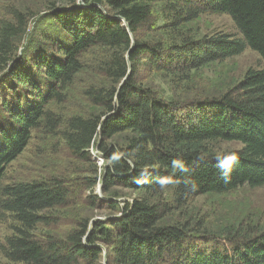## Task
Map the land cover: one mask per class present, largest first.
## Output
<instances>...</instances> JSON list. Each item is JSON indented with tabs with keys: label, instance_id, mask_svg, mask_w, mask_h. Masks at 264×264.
Wrapping results in <instances>:
<instances>
[{
	"label": "trees",
	"instance_id": "16d2710c",
	"mask_svg": "<svg viewBox=\"0 0 264 264\" xmlns=\"http://www.w3.org/2000/svg\"><path fill=\"white\" fill-rule=\"evenodd\" d=\"M60 1L42 17L16 8L0 17V211L12 221L3 256L20 264H101L103 244L106 264H264V226L213 232L192 215L169 221L196 197L264 186V69H248L225 93L183 107L137 82L143 67L187 81L246 48L264 61V0ZM202 14L228 15L239 37L192 34L185 26ZM155 30L161 41L152 40ZM93 48L102 52L94 70L108 84L82 94L100 113L53 116L47 106L61 100ZM42 121L50 130L62 126L74 160L93 162L89 150L96 148L102 168L92 163L93 176L78 183L58 175L1 185ZM125 131V145L104 144ZM216 141L241 146L215 154ZM230 154L237 157L231 165L224 162ZM98 182L104 192L118 184L143 196L109 204L115 216L105 222L82 219L63 237L37 235L52 222L43 212L66 205L73 185L94 203Z\"/></svg>",
	"mask_w": 264,
	"mask_h": 264
},
{
	"label": "rangeland",
	"instance_id": "374dc122",
	"mask_svg": "<svg viewBox=\"0 0 264 264\" xmlns=\"http://www.w3.org/2000/svg\"><path fill=\"white\" fill-rule=\"evenodd\" d=\"M55 6L63 5L60 0H0V17L9 18L7 9L16 8L21 11H29L42 17L49 3ZM38 16V17H39ZM37 17V18H38ZM35 18V17H34ZM155 21V19H154ZM34 21L31 23V28ZM156 25H161L159 19ZM185 27L193 28L194 35H219L232 34L239 37L238 32L226 14H202ZM153 41L163 39L162 31L155 30L151 34ZM26 43V40H25ZM24 43V44H25ZM24 44L19 47L18 56L22 54ZM25 50V48H24ZM30 50V48H29ZM102 52L96 48L88 50L82 55V69L74 77L71 84L61 91V100L51 102L47 109L55 117L65 119L74 114L89 115L99 114V108L88 103L83 97V91L89 86H105L107 80L94 70L95 61L102 56ZM23 55V54H22ZM21 55V56H22ZM248 69H264V61L257 52L246 48L242 53L227 58L223 61H214L201 68L192 71L187 81L173 80L165 73L150 72L146 68L137 71V82L151 89L160 99L177 102L180 107L201 101L225 93L237 84ZM2 76V75H0ZM62 126L50 130L42 121L38 128L32 130L31 138L24 150L5 169L1 185L16 181H30L44 179L50 176H63L70 180L93 176L88 172L96 163L99 168L104 165L103 160L96 148L89 150L93 162H79L74 160L66 150L60 139ZM130 132H121L109 140L105 145H125ZM236 141H216L210 145L212 153L219 154L240 148ZM100 170V169H99ZM94 203H89L85 196L88 195L79 184L71 187V196L68 203L62 207L44 211V215L52 219L49 226L39 225L36 230L39 237L51 235L63 237L71 228L75 227L82 219H87L90 225L95 220L105 222L115 212L109 204L116 203L120 206L123 202H129L134 198L143 196L141 191L113 186L108 192H104L101 183L94 186ZM166 193L164 196L166 197ZM187 211V212H186ZM186 211L176 213L169 221L185 219L194 216V221L205 222L208 230L217 232L225 225L243 229L246 227L262 228L264 226V186L257 188L242 187L225 194H206L194 198ZM181 215V216H180ZM12 221L7 213L0 211V264H20L7 260L1 249L5 246V239L12 234ZM101 264H106V246L101 244Z\"/></svg>",
	"mask_w": 264,
	"mask_h": 264
},
{
	"label": "clouds",
	"instance_id": "9594fccd",
	"mask_svg": "<svg viewBox=\"0 0 264 264\" xmlns=\"http://www.w3.org/2000/svg\"><path fill=\"white\" fill-rule=\"evenodd\" d=\"M234 161H237V157L235 154L225 156L224 162L228 163L229 165H231ZM221 167H223V164H221Z\"/></svg>",
	"mask_w": 264,
	"mask_h": 264
}]
</instances>
